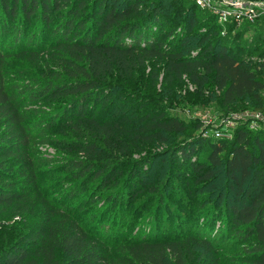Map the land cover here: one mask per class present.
<instances>
[{
  "label": "trees",
  "instance_id": "1",
  "mask_svg": "<svg viewBox=\"0 0 264 264\" xmlns=\"http://www.w3.org/2000/svg\"><path fill=\"white\" fill-rule=\"evenodd\" d=\"M163 3L156 0L147 6L146 0H0V158L11 164L5 170L0 161V205L21 208L34 201L31 205L38 203L44 214V223L34 234L25 235L18 245L1 249L0 264H60L58 253L65 264H264L262 134H255L253 152L248 149V132L238 127L225 162L221 154L226 141H221L207 152L205 161L198 163L191 159L190 152L199 139L176 140L186 133V124L166 112L161 101L159 105L146 103L153 106L149 109L142 104L118 109L121 93L106 87L105 78L114 70L129 77L146 63L159 60L164 63L168 84L186 78L202 88L211 82L219 93L220 105L226 109L247 101L253 110L264 113V81L249 61L241 59L236 45L225 42L230 36L211 41L209 33L204 32L192 49L189 31L165 27ZM193 5L200 8L195 2ZM243 24L249 22L239 25ZM225 25L238 26L233 21ZM50 52L63 55L59 59L64 62V80L10 84L6 65L9 57L35 58ZM60 99L64 100L59 109L45 117H30L26 110L28 104ZM55 118H60V126L74 132L75 140L66 142L65 149L76 157L48 171L65 169L71 173L68 180L80 178L84 187L78 192L88 202L99 198L87 192L86 184L92 182L106 188L125 178L129 192L137 194L143 168L165 155L172 164L192 169L197 192L212 184L206 201L214 204V213L219 211L224 234L199 232L111 243L98 233L108 231L104 223L91 225L82 220L65 199L60 206L48 202L49 211L45 212L47 199L41 194L44 184L40 179L45 173L32 141L48 143L45 134L54 128ZM138 152L142 155L135 157ZM221 170L227 175L222 186L213 183ZM175 175L182 176L179 171ZM226 189H235L233 199L223 198ZM118 201L115 193L105 196L111 206ZM227 235L237 242L251 241L249 247L243 246L239 261L232 256L227 263L218 252L225 249Z\"/></svg>",
  "mask_w": 264,
  "mask_h": 264
},
{
  "label": "rangeland",
  "instance_id": "2",
  "mask_svg": "<svg viewBox=\"0 0 264 264\" xmlns=\"http://www.w3.org/2000/svg\"><path fill=\"white\" fill-rule=\"evenodd\" d=\"M155 1L146 0V4L151 6ZM193 3L192 0H164L162 9L167 16V25L169 24L165 27L171 30L182 29L186 33L189 31L188 37L192 41L189 47L192 49L199 35L204 32L209 33L211 41L222 40L224 36L229 35L228 39L225 38V42L236 45L241 59L249 61L257 77L264 81V36L260 24L254 22L230 27L220 23L206 9L200 6L194 8ZM233 35L235 37H231ZM59 56L63 55L60 52H50L39 54L35 58L25 55L11 56L6 64L8 81L10 84L30 81L29 85H31L37 80H64L66 74L64 62ZM165 74L163 61L152 60L132 72L129 77L114 70L106 76L105 82L111 92L121 93V106L118 109L134 104L136 106L142 104L144 109H149L153 106L146 103L155 102L159 105L158 101H161L160 106H164L166 112L184 121L186 133L177 136L176 140L187 142L194 138L199 139L200 142L193 145L190 152L191 159L198 163L205 161L207 152L221 141H226L221 154L225 162L231 155V139L238 127L248 132L250 139L248 149L256 152L253 138L255 134H262L264 137V121L259 119L254 122L249 121L255 110L247 101H239L232 110H228L220 105L219 93L215 91L211 82L202 88H198L186 78L168 84ZM261 96L264 97V90L261 91ZM63 100L28 104L26 110L30 117H35L36 114L45 117L46 114L55 113ZM50 118L48 116L47 120L50 121ZM59 121L60 118H55L54 128L46 131L48 143H42L38 139L32 141V148L42 162L40 169L45 173V176L42 174L40 177L44 184L41 194L47 199L43 207H46L48 202L64 205L65 199L66 205L71 207L82 220L91 225L100 221L104 223L106 228H109L108 231L105 233L98 231V233L106 242L111 243L134 238L165 239L188 233L223 232V219L218 216L219 211L214 213V204L211 200L206 201V197L212 191V184L207 185L203 191L197 192L198 186L194 184L195 176L192 174V169L187 165L172 164L169 156L165 155L156 157L152 164L143 168L140 173L142 177L140 192L137 194L129 192L125 178L123 181L118 179L110 183L106 188H99V184L92 182L86 184L87 192L92 194V197L99 198L88 202L86 196L78 192L84 187L80 178L68 180L71 173L65 169L48 171L49 167H62L67 158L76 157L65 149L66 142L75 140L74 132L70 128L60 126ZM159 149L161 148L156 151ZM140 155L142 154L138 152L135 157ZM0 161H3L1 163L3 169H10V162L3 158H0ZM12 169L14 170L15 167ZM177 169L182 176L175 175ZM126 171L127 168L123 170L124 174L127 173ZM219 172L213 183L222 186L227 180V175L222 170ZM113 193L118 195L120 201L111 206L110 202H105V196ZM234 193L235 189H226L223 198L226 196L227 199H233ZM222 201L221 199V203ZM33 202L23 204L21 208L0 205V251L4 247L18 245L25 235L34 234L44 223L42 206L40 207L38 203L32 206ZM201 202L205 204L200 207ZM48 207L45 208V212L49 211ZM250 243L251 241L237 242L228 236L224 244L225 249L218 252L225 256L227 263L232 256L239 261L238 256L244 255L243 246L249 247ZM23 247L28 246L23 245ZM57 256L60 264H65L59 253Z\"/></svg>",
  "mask_w": 264,
  "mask_h": 264
},
{
  "label": "built area",
  "instance_id": "3",
  "mask_svg": "<svg viewBox=\"0 0 264 264\" xmlns=\"http://www.w3.org/2000/svg\"><path fill=\"white\" fill-rule=\"evenodd\" d=\"M198 6L209 10L220 23L258 22L264 30V0H192ZM249 121H264V113L253 111ZM248 118V117H247Z\"/></svg>",
  "mask_w": 264,
  "mask_h": 264
}]
</instances>
